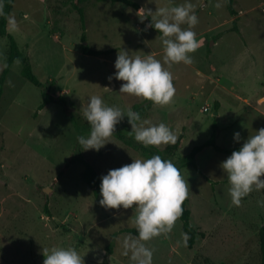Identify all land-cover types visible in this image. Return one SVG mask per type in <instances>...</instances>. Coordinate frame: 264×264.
Segmentation results:
<instances>
[{
  "label": "rangeland",
  "instance_id": "obj_1",
  "mask_svg": "<svg viewBox=\"0 0 264 264\" xmlns=\"http://www.w3.org/2000/svg\"><path fill=\"white\" fill-rule=\"evenodd\" d=\"M130 1L153 15L160 7L185 3ZM82 2L86 43L94 50H113L110 54L81 53L82 29L70 0H14L7 17V31L29 59L34 75L43 83L55 82L53 91L66 99L73 118L57 104L39 110L40 89L23 79L19 61L9 66L0 99V264H43V249L52 247L75 248L84 264L104 259L108 264H135L130 253L122 254L123 238L138 235L125 232H137L135 204L128 209L99 206L81 179L82 163L73 159L82 157L93 165L100 179L110 169L144 159L112 136L99 151L83 150L77 140L91 130L83 116L89 97L100 96L108 106L124 111L144 100L119 93L124 81L113 75L119 51L152 55L173 75V102L153 103L141 119L163 122L176 137H183L170 159L174 164L203 144L213 127L222 149L241 147L264 128V0H234V31L224 0H188L199 20L192 29L199 47L190 53L191 64L170 66L159 32L141 13L123 3ZM9 17H14L15 27ZM7 53L8 41L0 36V74ZM123 131L137 142L129 134V122L123 123ZM235 132L240 133L239 141L233 139ZM230 155L206 148L196 157L198 170L181 169L189 184V223L198 235L188 248L178 219L170 232L143 241L153 250L152 264H259L258 230L264 227V206L259 202L264 201V189H254L239 206L232 204L227 174L220 167Z\"/></svg>",
  "mask_w": 264,
  "mask_h": 264
},
{
  "label": "clouds",
  "instance_id": "obj_2",
  "mask_svg": "<svg viewBox=\"0 0 264 264\" xmlns=\"http://www.w3.org/2000/svg\"><path fill=\"white\" fill-rule=\"evenodd\" d=\"M194 7L185 0L180 5L160 7L155 15L150 9H139L145 13L143 19L151 16L150 26L160 34L164 60L169 66L172 63L193 62L190 53L199 47L196 33L192 30L199 22ZM8 22L16 26L14 17H9ZM185 24L188 27L182 28L181 25ZM114 67L117 70L113 74L115 78L124 81L119 93L142 97L160 106L173 102L176 92L173 75L154 56H132L126 50L119 51ZM112 78L108 77L109 80ZM83 116L91 125L87 136L77 138L83 150L99 151L110 141L115 126L125 116L131 125L129 134H134V139L144 146L174 144L177 139L165 123L149 124L141 119L139 112L131 108L124 111L108 106L97 95L88 98ZM233 139L239 141L240 133L235 132ZM220 167L227 174L232 204L239 206L242 198L254 189H264V179H261L264 176V128L250 135L238 150L221 162ZM100 193L102 198L99 203L105 208L128 209L135 204L138 235L123 238L122 254L128 256L130 253V259L135 264H152L153 250L142 242L171 231L183 213L182 204L188 197L189 184L171 160L153 155L146 159H133L130 164L110 169L101 177ZM259 203L264 206V201ZM43 255V264H84V256L72 247L43 249Z\"/></svg>",
  "mask_w": 264,
  "mask_h": 264
},
{
  "label": "trees",
  "instance_id": "obj_3",
  "mask_svg": "<svg viewBox=\"0 0 264 264\" xmlns=\"http://www.w3.org/2000/svg\"><path fill=\"white\" fill-rule=\"evenodd\" d=\"M70 1H71L73 8L78 13V17H79V21H80V25L82 29L81 44H80L81 53L84 55L102 56V55H108L111 52H113V50H104V51L94 50L86 43V35L84 31L85 16H84L83 2L82 0H70ZM97 1L99 2L109 1L110 3H123L126 6L135 10L136 12L141 13L143 16L145 15V13L139 11V9H141L142 7L139 4L132 2L130 0H97ZM224 1H225V6H226V10L228 14L234 18L232 22L231 31L237 30L236 21H237L238 13L234 8V0H224ZM13 4H14V0H0V36L6 37L8 41V53H7V58H6V66L3 68L0 74V99L2 95L3 83L9 71V66L13 62L19 61L22 65L20 73L23 79H25L26 81H28L29 83H31L32 85L40 89L41 103L38 109L39 110L43 109L45 106L49 104H57L62 107L63 112L66 115L73 118L68 108L66 99L63 96H60L54 93L53 88L55 86V82L52 80H48L45 83L39 81V79L34 75L32 71L31 63L29 59L20 52L14 38L8 33L7 17H8V14H10L13 10ZM145 18L147 20L148 26L153 31L158 32V30L150 26L152 23L151 17L147 16ZM152 105H153V102H151L150 100L144 99L141 104H136L132 106V110L139 112L142 117L152 107ZM214 107H215V110L218 109L217 102L214 104ZM124 122H128V118L126 116L124 118ZM124 122L119 123L115 126V131L112 134V137L119 140L121 143H123L127 147H130L131 149L138 151L144 159L150 158L153 155H160L162 159L170 160L171 158L175 156L176 152L180 148L181 141L183 139L181 135L177 137L176 142L174 144H168L162 149H158L154 146H144L140 143H137L132 138L128 137L124 133L123 131ZM216 139H217L216 127H213V131L210 137L203 144L193 147L188 154L180 157L177 160L175 165L178 167L180 172H181V169L185 167H192L198 170L197 163H196V157L199 153H201L206 148H211V149L216 150L217 152L224 153V154H231L234 150H238L240 148V147H236V148H231V149H222L217 146ZM73 159H75V161L77 162L82 163L83 171L81 173V179L90 189L95 202L99 206H101L99 203V200L102 198L101 193H100L101 179L98 177L96 170L94 169L93 165L85 161L82 157L75 156ZM182 207H183V213L178 219L181 221V229L185 236L186 246L188 248H191L198 233L189 223L190 210L188 208L187 198L183 202ZM44 211L46 214L48 213V209L46 206L44 207ZM125 232L131 233V234H138L136 231H132L128 229H126ZM199 235H202V234L199 233ZM258 245H259V254H260L259 264H264V227H260V229L258 230ZM111 247H112V243H109L106 246L105 250L107 254L111 253ZM100 264H108V262L106 259H104Z\"/></svg>",
  "mask_w": 264,
  "mask_h": 264
},
{
  "label": "water",
  "instance_id": "obj_4",
  "mask_svg": "<svg viewBox=\"0 0 264 264\" xmlns=\"http://www.w3.org/2000/svg\"><path fill=\"white\" fill-rule=\"evenodd\" d=\"M44 192H46L45 189H44Z\"/></svg>",
  "mask_w": 264,
  "mask_h": 264
},
{
  "label": "crops",
  "instance_id": "obj_5",
  "mask_svg": "<svg viewBox=\"0 0 264 264\" xmlns=\"http://www.w3.org/2000/svg\"><path fill=\"white\" fill-rule=\"evenodd\" d=\"M219 105V104H218Z\"/></svg>",
  "mask_w": 264,
  "mask_h": 264
}]
</instances>
